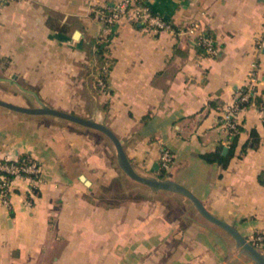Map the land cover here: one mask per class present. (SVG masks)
<instances>
[{"label":"crops","instance_id":"1","mask_svg":"<svg viewBox=\"0 0 264 264\" xmlns=\"http://www.w3.org/2000/svg\"><path fill=\"white\" fill-rule=\"evenodd\" d=\"M118 1L5 0L0 58L9 63L1 76H15L51 106L106 123L140 173L159 176L161 148L168 147L174 161L166 176L252 240L264 232V0H146L177 27L199 20L219 52L200 49L195 35L122 16L106 44L112 65L102 92L97 9ZM50 14L66 30L50 26ZM250 86L261 102L238 113L245 129L236 155L226 167L208 162L201 153L229 148L222 114ZM0 98L37 105L10 82H0ZM252 127L260 145L241 154ZM114 151L98 129L0 106V157L29 152L43 175L34 194L18 178L8 203L0 197V264H255L183 194L151 189L114 204L98 201V186L120 174Z\"/></svg>","mask_w":264,"mask_h":264},{"label":"built area","instance_id":"2","mask_svg":"<svg viewBox=\"0 0 264 264\" xmlns=\"http://www.w3.org/2000/svg\"><path fill=\"white\" fill-rule=\"evenodd\" d=\"M2 9V0H0V11ZM97 15L102 22V30L99 35V40L105 45L109 43L112 28L119 18L128 16L134 22L143 23L144 26L159 30H169L172 32H181L195 35L198 44L204 47V50L212 55H216L219 49L216 45L215 37L212 32L204 28L199 20L192 21L189 25L180 28L172 22L166 20L160 13L153 11L149 3L143 0H120L118 2L106 3L97 9ZM110 70L109 63L103 65V72L108 73ZM96 85L102 92H107L109 85L106 78L98 76ZM253 87L250 86L238 92L234 103L229 106L222 114V124L233 135L238 131V113L244 106L241 102L247 101L253 92ZM17 158L0 157V170L12 173L8 176L6 173L0 172V197L4 202L8 203L9 196L14 190L15 181L20 178H27L30 181L29 192L35 193L38 184L43 181L41 163L32 154L21 165L8 163L3 160H17ZM174 161V153L166 146L161 148L160 168L168 170ZM257 247L264 246V232H258L253 237Z\"/></svg>","mask_w":264,"mask_h":264},{"label":"water","instance_id":"3","mask_svg":"<svg viewBox=\"0 0 264 264\" xmlns=\"http://www.w3.org/2000/svg\"><path fill=\"white\" fill-rule=\"evenodd\" d=\"M0 82H10L16 84L20 90L33 94L37 101V105L26 106L0 98V106H4L10 110H15L28 114H51L56 117L65 118L73 122L79 123L81 125L92 127L102 131L110 138L115 149L117 162L124 173H126L131 178L143 184H146L153 191L170 190L183 194L192 202L195 208L203 216L215 222L216 224L222 226L234 237L236 241V246L237 248H239V256L246 255L252 260H254L255 264H264V252L262 248L257 247L255 244H253L251 240H249L245 235H243L236 226L210 212L208 208L205 206V204L202 202V200L188 187L178 182L177 180L173 179L171 176L160 177L157 175H148V174L140 173L132 164L125 150L122 139L106 123H104L103 121L99 120L94 116H90V117L80 116L73 112L62 110L47 104L40 97L37 91L25 87L17 80L15 76L0 75ZM227 150H228V146H225L224 153H226Z\"/></svg>","mask_w":264,"mask_h":264},{"label":"trees","instance_id":"4","mask_svg":"<svg viewBox=\"0 0 264 264\" xmlns=\"http://www.w3.org/2000/svg\"><path fill=\"white\" fill-rule=\"evenodd\" d=\"M143 1L147 2L146 0H143ZM147 3H149V2H147ZM99 8H101V6ZM153 11L158 13L154 9H153ZM55 20L56 19L54 18V16L52 14H50L49 18H48V22H49L50 26L55 27V28L60 29V30H66V25H60L57 22H55ZM136 25L139 26V27L144 26L143 23H137ZM95 43H96L95 53L97 54L98 58L101 60V63L99 65L98 69H97L98 76L107 79V73L103 72V65L105 63H107V61H109L108 58L105 56V52L108 50V48L106 47V45L103 42H101L99 40V38H98V40ZM199 48L204 51V47L202 45L199 46ZM0 60H6V64L4 66H7L8 63H9V58H7V57L0 58ZM111 65L112 64L110 62L109 66L111 67ZM246 88L247 87H244L242 89H246ZM253 100L258 102V103L261 102V98L259 97V95H257L254 92H252L250 97H249V99L247 101L241 102V105L244 106V107L245 106H249L252 103ZM244 129L245 128H244L243 125L238 124V131L233 133L232 140H231V142L229 144V148H228V151L226 153H224V147L225 146L223 144H220L213 151H206V152L201 153L200 154L201 157L204 158L205 160H207L208 162H218V163L222 164L223 167L228 166V164H229L230 160L232 159V157L236 155V148H237V145H238V142H239L240 132L243 131ZM260 141H261V135H260L258 129L256 127H252L249 130L248 138L245 140V142L241 146V154L247 152L248 149H250V148H257L260 145ZM30 155H31V153H29V152H22V153H20L18 155V159L17 160H3V161H6V162H8L10 164L11 163H15V164L21 165V164H23L25 162V160L28 159V157ZM0 172L1 173H6L8 176H12L13 175L12 173H9V172L3 171V170H0ZM167 174H168V170H165L164 168H160L159 173H158V175L160 177H165ZM259 180H260V182L264 183V172H262L259 175ZM35 190L37 191L38 189L36 188ZM251 242L253 244H255L254 240H251Z\"/></svg>","mask_w":264,"mask_h":264},{"label":"rangeland","instance_id":"5","mask_svg":"<svg viewBox=\"0 0 264 264\" xmlns=\"http://www.w3.org/2000/svg\"><path fill=\"white\" fill-rule=\"evenodd\" d=\"M4 3H5V0H2V6L4 5ZM100 63H101V60L98 58V65ZM5 64H6V60H0L1 67H3ZM0 75L2 74L0 73ZM113 161H114V164L119 167L120 174L114 177L109 182V184L101 186V187L100 185L98 186V190L96 194L98 195L97 196L98 201H103L104 203H107V204H114L126 198L137 197L140 195L147 194V192L151 190L150 187H148L146 184L135 181L134 179H132L126 173L123 172V170L120 168L117 162L115 151L113 154Z\"/></svg>","mask_w":264,"mask_h":264}]
</instances>
